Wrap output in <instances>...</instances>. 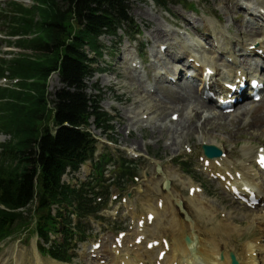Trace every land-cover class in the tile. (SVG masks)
<instances>
[{
	"label": "rangeland",
	"instance_id": "rangeland-1",
	"mask_svg": "<svg viewBox=\"0 0 264 264\" xmlns=\"http://www.w3.org/2000/svg\"><path fill=\"white\" fill-rule=\"evenodd\" d=\"M4 1L0 0V4ZM186 1L188 4H193V8L189 9L190 12H187L183 6L169 5L167 13L148 0H130L129 17L133 19V23L136 24V28L142 34L138 38L137 44L147 46L146 48L144 45L145 58L146 60L147 58L150 59L147 63L154 61V66L150 65L146 69V76H149L148 82L143 80V72L139 74L130 71L129 73L126 64L123 62L131 56V49H133L127 37L122 35L120 41L107 36L99 39L104 48L102 49V56L97 58L94 68L105 67L109 72H101L86 81L87 87L89 86L87 93L101 96L100 107L102 110H110L115 116L112 123L113 132L111 135L108 134L110 138L102 136L101 132L92 130L93 128H91V132L94 131V136L99 138L100 141L108 140L116 144L114 148L108 147L107 151L111 155L117 154L126 157L125 153L129 148H135L138 154H142L143 157L138 161L139 171L136 175L139 181L131 186L129 185L127 192L123 194L128 208H132L134 213L141 211L142 204L145 203L143 199L141 200V197L145 195L153 197L156 196L155 193L159 195L161 191H165L163 177L170 181L172 192L171 196L167 197L169 209L162 213V216H159L158 224L152 226L147 233L150 240L158 238V234H151L155 231L165 237H167V231L175 233L176 229L170 228V223L175 222L181 225L182 222V225L189 227V223L192 221L195 224V233L200 236L201 240H205L207 243L214 240L215 244L221 246L220 251L229 250L234 251L233 253L236 254L241 252L247 243L257 240H261L262 243L263 239H259L261 235L258 228L251 223L250 218L254 217L253 215L261 214V210H264V208L257 211H246L238 204H233L230 198L223 194L220 187L211 185L206 177L195 175L193 169L199 167L196 159L201 154L199 138L205 130L207 138H214L222 149L229 152L230 160L234 164H242L241 153L245 149H250L251 146L256 144H264V118L261 116L264 114V101L257 105H247L242 108L243 110L241 108L235 110L231 116L218 119L216 115H219V113L211 110L210 106L202 104L198 99L194 86L191 88L192 93L190 94L181 91V85L180 87L179 85L171 86L164 81L163 77L158 78V76L163 70H174L176 65L178 69L184 70L187 58L185 55H189L188 53L192 56L197 54L202 58L217 56L215 51L212 50L208 51L207 54L202 52L203 47L212 44V40L209 38L211 35H214L217 42L223 41L226 46L230 47L232 45H229V43H233L231 50H234L237 46L235 44L236 39L248 42L247 38L249 37L247 36L251 31V26H245L246 17L241 16L240 18L237 16L240 12L237 3L240 0ZM29 2V0H23L24 5L27 7L31 5ZM244 2L246 4L249 2L250 6L257 5V2L259 6L261 5L264 8V0H244ZM257 8L259 7L257 6ZM177 31L184 34L180 36ZM160 33H163L164 36ZM156 34H159L161 39L158 42H155L156 38L154 37L153 40L151 36ZM206 34H209V36ZM5 36H7L6 29L2 27L0 22V57H3V59H6L11 52H17L15 48L6 47V44H4ZM161 43L167 49L164 53L158 54V45ZM189 46L194 47L197 51L191 52L192 49ZM127 47L129 49L125 51ZM183 52L187 54L180 58L178 54ZM27 53L28 51L24 54ZM237 53L240 54V52ZM86 54L89 58H94L89 50L86 51ZM178 60L181 62L180 64L176 63ZM240 62L246 68L248 67L242 57ZM92 85H97L100 92L92 90ZM47 86L49 93H54L57 89H60L58 77L53 75ZM149 87L155 91V94L148 93ZM148 95L149 97H147ZM204 108L208 110V116L201 115ZM142 113L144 115H140ZM173 113L178 114V122H170V115ZM189 113L191 114L189 115ZM143 116L151 118L150 121L146 122L147 119H143ZM190 116L193 118L192 121L188 119ZM181 122H183L182 125H185L186 130L184 131L181 128ZM177 124L178 126H175ZM145 125L146 127L143 128ZM173 131H177V133L174 134ZM172 136L178 137L175 138L176 142L170 140ZM6 140H8L7 137L0 136V143ZM167 142L170 145L173 143L172 146H168ZM99 144L96 155L102 154L105 151L104 147H107L104 143ZM186 145H190L192 152H194L191 156H184L182 149ZM184 160L188 164L187 169L192 171L191 175L184 173L185 171L178 164V162H184ZM164 164H170L171 167L163 169ZM158 166L162 169V172L164 171L163 177L157 176ZM88 167H90L89 162L80 167L76 173L69 171L62 181L70 186H75L78 181L85 179V171L90 169ZM153 176L162 179L157 183V181L152 180ZM257 183L262 185L261 190L264 193V177H260ZM200 184L204 188L201 202L190 203L187 198L188 186ZM205 202H209L211 213L207 214L202 210L198 212L199 209L196 207H205ZM177 203H181V208ZM133 211L126 214L120 203L117 205L110 204L105 211L99 214L103 220L100 223L93 222L87 233L88 238L84 243L79 244L75 253L81 257L74 258L70 264H88L87 251L95 239L108 243L107 245L110 246L118 230H125L129 234L134 233V227L131 225V219L135 215ZM228 211L235 212L230 222L234 225L236 232L224 234L221 224L225 220L224 217L228 218ZM116 212H118V215L115 217ZM171 217H174L175 221L172 220L168 223ZM123 227L124 229H122ZM164 231L165 233H162ZM198 231H200V234ZM188 232L189 230L182 233L189 234L190 232ZM174 236H176V233ZM36 241L38 240L34 235L27 237L21 235L15 240L12 239L3 243L0 247V264H38L37 258L40 259L42 264H54L47 256L43 257L39 254Z\"/></svg>",
	"mask_w": 264,
	"mask_h": 264
},
{
	"label": "trees",
	"instance_id": "trees-1",
	"mask_svg": "<svg viewBox=\"0 0 264 264\" xmlns=\"http://www.w3.org/2000/svg\"><path fill=\"white\" fill-rule=\"evenodd\" d=\"M31 1V7L18 0L0 7L7 35L22 36L9 44L28 51L0 59V76L21 80L14 89L0 87V135L9 137L0 144V241L27 233L47 243L49 233L65 238L69 233L59 230L61 213L52 216L53 205L75 208L81 215L90 211L82 204L84 190L60 181L68 167L75 170L93 154L90 118L96 128H110L111 119L98 108V99L85 92L84 80L96 62L86 56V49L99 57L98 38L114 35L130 18L128 0ZM153 2L163 8L185 3ZM52 74H58L61 88L49 93ZM120 167L119 182H128L130 163L122 161ZM63 249L59 245L42 251L64 260Z\"/></svg>",
	"mask_w": 264,
	"mask_h": 264
},
{
	"label": "bare ground",
	"instance_id": "bare-ground-1",
	"mask_svg": "<svg viewBox=\"0 0 264 264\" xmlns=\"http://www.w3.org/2000/svg\"><path fill=\"white\" fill-rule=\"evenodd\" d=\"M256 4H257L256 6L261 7V5L259 6V4L257 2H256ZM256 6H254V9L257 11V9H259V8H257ZM259 17H260V21L258 23H261L263 21L264 14H262V12H260V16ZM249 34L252 35V36H254L252 39H248V40H251L252 43L243 45L242 49L243 50H246L249 45H254L255 42H258L259 47H261V48L264 49V31H261L260 33H254V34L251 33V32H249ZM160 35H163V33H160ZM151 36H152V39L153 40H154V37L156 38V40H154L155 42H158L159 40H161L159 38V34H156L154 36L151 35ZM165 36L167 37V35H165ZM163 38H165V37H163ZM237 42H239V41L237 40ZM218 43H219L220 47L223 46V43L222 42H218ZM227 50H228V54L230 55V57L231 56L233 57V55L230 53V49L227 48ZM189 57H191V56H189ZM198 61L199 62H203V64H205V65H210L211 67H213L215 69V71L217 72V77H216L217 79H219V78H222V79L227 78L230 74H232V68L233 67H237L236 66V61L234 62V64H232L230 66L229 64L225 63L224 60L221 59L218 56L217 57L216 56L215 57H213V56H207V59H205V60L199 59ZM237 70H239V69H237ZM129 73H130V71H129ZM179 87H180V85H179ZM216 89L220 90L221 87L218 88V84H216ZM191 90H192L191 87H189L185 83L181 85V91H183V92L185 91V92H188V93L191 94L192 93ZM153 94H155V92H153ZM147 97H149V95ZM241 110H243V109H241ZM190 114L191 113H189V115ZM140 115H144V114L142 113ZM172 115L173 114H171L170 116H172ZM201 115H207L208 116L209 115L208 114V110L206 108H204L203 111H201ZM228 116H231V115H221V116L220 115H216V117L218 119H221V117L222 118H226ZM261 116H262V118H264V114H262ZM150 119L151 118H147V121L146 122L150 121ZM188 119L190 121L193 120V118L191 116ZM178 121H179V119L177 120V122ZM182 123L183 122H181L180 125H181V128L184 131V130H186V128H185V125H182ZM175 126H178V124L175 125ZM176 133H177V131L174 132V134H176ZM175 138L177 139L178 137L177 136L176 137L172 136V138L170 140L171 141H175L176 140ZM199 140H200V143L201 144L205 142L208 145L213 144V145H217L218 146L217 140H215L214 138H210V139L207 138V132H206V130L201 133V136H200ZM172 144L170 146H172ZM158 169H160V168H158ZM161 173H162V175H164L163 172H161ZM165 180H166V178L164 177V180H162V181H165ZM241 182L243 184H245V185H251V186H253L254 189L256 190L257 194L259 196H262L263 197L262 200L264 202V195H262V193H259L260 190L258 189V187L256 185H254L250 181L247 182V180L245 178V174H243V177L241 178ZM157 183H158V181H157ZM261 186H260V188H262ZM168 192L169 193L166 194V196H171L170 190H168ZM224 193H227V192H224ZM201 195H202V193L201 194H195L193 196V199L196 200V202H201V200H202L201 199ZM166 196H165V200H164L165 202H164V205H163V208H162L163 213L166 212V210L169 209V206H168L169 205V201H168V198L169 197L167 198ZM202 204H203V202H202ZM204 205H205V207H202L201 205H200L201 207H196V208L199 209L198 212L202 210V211H205L204 213H207V214L208 213H211V211H210L211 208H210L209 202H205ZM179 207L181 208V204H179ZM154 210L157 213V215L155 216V219H154V221L152 222L151 225L156 226L158 224V222H159L160 211H158L156 209H154ZM228 215L230 216L229 212H228ZM160 216H162V215H160ZM172 220L175 221V218L174 217L173 218L171 217L168 220V223L171 222ZM230 221H232V219L230 217H228V218L225 217V220L222 221L221 229H222V232L224 234L236 232L234 225ZM250 221H251L252 224H256L257 225V228L259 229V234L261 233V235L263 234L262 236H264V214H261V216L252 217V218H250ZM170 224H169L170 225V228L176 229L175 230V233L176 234L182 233L183 231H188L189 230L190 234L188 235V238L190 240V243L188 245H186L184 243V241H183V237H181V238H179L177 240H174L175 242L173 240H171V242H170V244L168 246L169 251L167 252V254L164 256V258L162 260L163 261V264H173V263H176V264H229V258L226 255V253H228V251L227 252L226 251L225 252L223 251V253H222L220 251V247L221 246L219 244H217V243L215 244V241L214 240L211 241V242L209 241L208 243L205 240H201L200 239V236L195 233V224L192 223V221L189 223L190 224V226L188 225L189 227H184L182 225V222H181V226H178V224H176L175 222L170 223ZM144 226L145 227H144L143 230L144 231L146 230L148 232V230L150 229V226H146V225H144ZM221 229H219V230H221ZM198 232L200 234V231H198ZM159 240H161V237L159 238ZM112 243H114V241ZM124 246H125V243H124V245H123V247L121 249H119V250L118 249H113L112 250L111 245H110L109 248L107 249V251H109V252H107V257L105 259V264H140L141 263V260L139 258L142 257V254H140L138 251H136V253H134V258L131 259L129 257V255H128V252L129 251L126 250L124 248ZM101 248H102V245H101ZM105 248H106V246L104 245V247L101 249L102 253L105 252ZM138 248L139 247H136L135 250H137ZM158 249H160V247H158ZM124 251H126V253H124ZM143 252L149 255V260H147V261H149L150 263H153V261L155 260V258L153 259V255H152L153 252L152 253L151 252H146L145 250ZM253 252H257L258 255H260L261 253H264V243H263V247H260L255 242L247 243L244 246L243 252H240L239 254L236 253L235 254V257L238 258V261H240V264H259L258 263V257H256V256L254 257L252 255ZM220 254L223 257V260L222 261L218 258V256ZM246 255H248V256L246 257ZM125 256H127V257L125 258ZM37 262H38V264H42L40 262V259L39 258H37ZM93 264H98V262H95Z\"/></svg>",
	"mask_w": 264,
	"mask_h": 264
},
{
	"label": "water",
	"instance_id": "water-1",
	"mask_svg": "<svg viewBox=\"0 0 264 264\" xmlns=\"http://www.w3.org/2000/svg\"><path fill=\"white\" fill-rule=\"evenodd\" d=\"M206 154L212 155V156H217L218 152L214 150L212 147H204L203 148Z\"/></svg>",
	"mask_w": 264,
	"mask_h": 264
}]
</instances>
